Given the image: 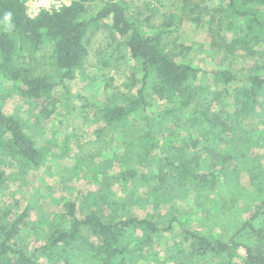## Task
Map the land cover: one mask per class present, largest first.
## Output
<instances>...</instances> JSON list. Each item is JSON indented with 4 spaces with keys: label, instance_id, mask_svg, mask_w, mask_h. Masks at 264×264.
Segmentation results:
<instances>
[{
    "label": "rangeland",
    "instance_id": "rangeland-1",
    "mask_svg": "<svg viewBox=\"0 0 264 264\" xmlns=\"http://www.w3.org/2000/svg\"><path fill=\"white\" fill-rule=\"evenodd\" d=\"M71 1L25 3L29 15L34 16L43 9H58ZM108 2L91 1L81 18L95 16ZM129 2L132 8L144 12L141 18L151 15L148 31L174 14L165 48L177 61L207 70H228L241 78L254 72L264 74V34L262 39H246L242 19L235 26L230 24L234 19L224 13L228 0H190L189 4L183 0ZM147 3L154 6V13L146 9ZM212 16L214 20L209 23ZM104 24L89 31L85 71L67 80L72 95L69 110L63 108L58 90L55 111L43 115L41 106L36 108L21 97L17 86L0 74V108L18 118L45 150L39 166L21 167L9 162L0 185V222L5 225L28 209L16 243L31 250L48 241L55 229L71 226L72 218L64 211V204L71 200L77 204L79 216L95 212L111 222L126 217L147 218L163 228L174 218L172 230L148 239L143 230H131L130 239L147 240L137 252V264H246L242 247L231 257L197 256L191 240H184L179 223L211 239H226L237 234L264 198V95L261 94L262 108L244 113L239 108L245 105L246 97L242 96L236 107L222 86L203 79L195 84L207 86L200 89V98L211 103L210 113L216 120L213 123L202 119L195 124L185 111L179 120H164L169 103L150 92L152 104L148 110L162 124L157 131L158 147L141 163L144 143L138 139L143 126L140 117L111 129H105L101 120V110L106 106L128 103L127 97L135 94L143 75L141 63L128 49L117 47L119 37ZM49 49L44 45L41 53L46 58L41 59L37 69L58 81L59 71L49 63ZM243 83L246 82L239 81L234 86ZM217 91L221 92L219 101ZM201 104L198 103L200 108ZM166 156L189 159L198 170L216 172L217 188L201 189L193 181L182 179L166 167ZM130 170L136 175L124 180L120 174ZM253 224L264 225V214ZM237 238L264 251V240L251 229L241 231ZM88 244L96 245L97 239L84 230L73 251L57 259L44 255L42 262L92 264V253L83 248L87 249Z\"/></svg>",
    "mask_w": 264,
    "mask_h": 264
},
{
    "label": "trees",
    "instance_id": "trees-1",
    "mask_svg": "<svg viewBox=\"0 0 264 264\" xmlns=\"http://www.w3.org/2000/svg\"><path fill=\"white\" fill-rule=\"evenodd\" d=\"M91 1L93 0H72L70 4L58 9H43L31 16L25 0H0V74L17 86L21 97L36 108L41 106L43 115H50L55 111L59 102L55 96L58 90L63 97V108L70 109L72 95L67 80L85 71L88 34L90 30L98 29L101 22L109 27L112 34L119 37L117 47L128 49L131 56L142 65L141 83L135 94L127 97L128 103L109 105L101 110L105 129L129 124L132 118L140 117L143 126L138 133V139L144 143L141 163L147 161L158 147L157 131L162 124L148 110L152 104L149 101L150 92L158 94L169 103L164 120L167 117L179 120L181 115L187 112L195 124L202 119L214 123L216 119L215 115L210 113L211 103H205L204 99L200 98L201 90L207 86L195 84L203 79L212 80L216 85L222 86V90L228 97L231 96V101L233 99L236 107L240 100L242 102V96L246 97L245 105L242 104L239 108L244 113L263 107L261 94L264 95V74L254 72L246 78H241L228 70H207L177 61L166 50L165 38L175 18L174 14H169L165 22L148 31L151 15L141 18L144 12L139 8H132L129 0H109L95 16L82 19L81 15L87 12ZM183 1L185 4L190 3V0ZM145 7L155 12L150 3L145 4ZM6 12L12 13L13 27L10 31L3 21ZM224 13L226 17L234 19L229 22L234 23V26L238 20L244 21L246 39H262L260 37L264 34V0H228V8ZM213 20L212 16L209 23ZM46 44L50 48L49 63L59 71L58 81L37 69L41 59L46 58L41 53ZM239 81L246 83L234 86ZM216 93L217 100H221V92ZM231 101L229 99V103ZM198 103H202L201 108ZM44 158V148L26 132L23 123L0 108V185L6 177L5 169L10 165L9 162H17L21 167H33L39 166ZM164 161L166 167L182 179L193 181L196 187L213 190L217 188L219 178L216 172L198 170L196 164L189 159L173 160L166 156ZM120 175L124 180H130L136 172L130 170ZM28 211L25 209L5 225L0 222V264H44V255L49 259L67 255L68 251L75 249L84 230L90 231L97 239L96 245L88 244L87 249L86 246L83 247L92 253V264H137V252L142 250L147 240L130 239L132 236L128 235L131 230H143L148 239L153 234L172 230L173 222L176 221L174 218L170 219L169 224L162 228L147 218L126 217L111 222L95 212L79 216L77 204L69 200L64 204V211L72 218L71 226L68 229H55L48 241L28 250L16 243V238L28 217ZM263 214L264 198L256 205L252 216L237 230V234L226 239H211L191 231L182 223H179V226L184 240H191V247L199 257L210 254L231 257L242 247L245 250L246 264H264V251L256 250L249 243L241 242L237 238L241 231L248 228L264 240V225L256 227L253 224Z\"/></svg>",
    "mask_w": 264,
    "mask_h": 264
},
{
    "label": "clouds",
    "instance_id": "clouds-1",
    "mask_svg": "<svg viewBox=\"0 0 264 264\" xmlns=\"http://www.w3.org/2000/svg\"><path fill=\"white\" fill-rule=\"evenodd\" d=\"M11 20H12V13L11 12H6L4 14L3 21H4L5 25H6L7 30H9V31L13 27V25L11 24Z\"/></svg>",
    "mask_w": 264,
    "mask_h": 264
},
{
    "label": "built area",
    "instance_id": "built-area-1",
    "mask_svg": "<svg viewBox=\"0 0 264 264\" xmlns=\"http://www.w3.org/2000/svg\"><path fill=\"white\" fill-rule=\"evenodd\" d=\"M25 1H28V2H29L30 0H25ZM31 16H32V15H31Z\"/></svg>",
    "mask_w": 264,
    "mask_h": 264
}]
</instances>
